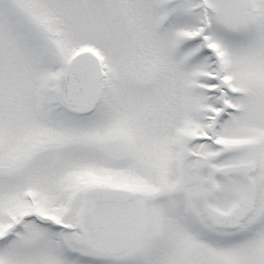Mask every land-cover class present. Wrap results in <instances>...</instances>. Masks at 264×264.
I'll return each instance as SVG.
<instances>
[{
	"label": "snow or ice",
	"instance_id": "6c2138e0",
	"mask_svg": "<svg viewBox=\"0 0 264 264\" xmlns=\"http://www.w3.org/2000/svg\"><path fill=\"white\" fill-rule=\"evenodd\" d=\"M0 264H264V0H0Z\"/></svg>",
	"mask_w": 264,
	"mask_h": 264
}]
</instances>
